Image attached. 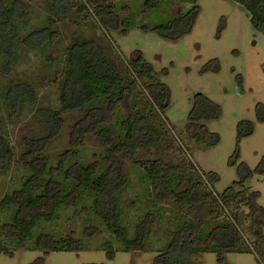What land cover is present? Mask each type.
Listing matches in <instances>:
<instances>
[{"label": "trees", "instance_id": "16d2710c", "mask_svg": "<svg viewBox=\"0 0 264 264\" xmlns=\"http://www.w3.org/2000/svg\"><path fill=\"white\" fill-rule=\"evenodd\" d=\"M248 12L253 26L264 32V0H235ZM55 19L49 24L33 28L23 34L22 27L30 16L29 5L24 0H0V59L3 67L12 70L18 61L19 50L26 45L40 51L51 47L59 34L58 21L72 18L79 4L96 18L104 30H119L126 18H122L112 0H51ZM195 4L188 12H180L172 21L154 29L164 38L178 40L194 28L200 14ZM125 31V30H124ZM109 46V45H108ZM108 46L95 39L81 37L67 48V55L59 81L61 108L54 110L38 107V116L47 127V133L35 138L25 137L22 159L31 174L22 186L0 200V215L9 211V220L1 225L0 253H10L3 240L25 246L34 237L33 229L41 221L57 219L62 208L74 207L88 196L90 204L84 208L102 219L106 228L122 242L125 251H145L146 242L153 232V225L162 219L159 202L173 200L174 203L200 209L206 202L225 212L224 219L207 228L204 219L190 217L189 213L169 230L168 243L160 249L153 264H195L194 260L205 252H216L219 260L227 253H256L264 260V207L258 203L259 192H252L246 182L254 173L264 175V157L256 169L245 162L238 166L239 180L224 193L213 189L219 179L217 173L202 174L193 161L188 165L168 163L162 159H138L140 150L158 147L165 139L162 130L172 126L165 116L170 105L169 87L157 82L152 65L144 61L138 52L132 62L116 61L108 53ZM215 63V64H214ZM219 60L208 63L204 70L218 71ZM137 85L142 86L143 104L138 100ZM4 101L10 111L21 110L25 103H35L38 95L31 85L9 84L4 92ZM259 116L264 118V105L259 104ZM80 110L82 115L74 124L71 133L73 148H80L90 137L105 148L101 159L83 164L80 161L66 166L73 149L61 158L59 167H52L45 153L46 147L59 134L63 123V111ZM120 110L125 117H115ZM221 106L203 93L195 96L189 114L186 131L194 139L212 146L219 141V134L211 132L205 121L218 119ZM239 140L254 132V122L239 123ZM71 147V148H72ZM70 148V149H71ZM69 155V156H68ZM237 150L232 163L236 164ZM14 148L0 134V174L7 172L14 161ZM127 161L142 164L145 175L144 193L149 192L146 212L136 224V235L129 238L127 229L121 225L123 215V193L129 186L126 171ZM193 169L197 178L191 182L187 173ZM53 170H57L54 173ZM58 175L60 177H58ZM166 200V201H165ZM45 254L58 250H78L79 240L73 235L61 237L54 232L38 234L32 245ZM108 258L114 257L111 244L107 248ZM34 264H45L40 257ZM100 264V263H83Z\"/></svg>", "mask_w": 264, "mask_h": 264}, {"label": "rangeland", "instance_id": "374dc122", "mask_svg": "<svg viewBox=\"0 0 264 264\" xmlns=\"http://www.w3.org/2000/svg\"><path fill=\"white\" fill-rule=\"evenodd\" d=\"M30 8V16L22 27L25 34L33 28L49 24L55 19L51 0H24ZM117 12L126 18L119 30H104L93 14L83 4L72 18L58 21L59 32L55 43L40 51L26 45L19 50L18 61L7 72L3 67L5 60L0 59V134L8 139L14 148V161L11 168L0 174V200L22 186L31 174L23 161L24 138H38L47 133V127L38 116V107L54 110L61 108L59 100V81L67 55L68 46L81 35L95 39L108 46L111 58L120 61L122 57L132 62L141 52L145 62L154 69L157 82L166 84L171 92L170 105L165 116L172 126L162 128L166 134L158 147L140 150L138 159H162L168 163L185 164L193 161L202 174L209 176L217 173L219 179L213 189L224 193L235 181L239 180L238 166L245 162L256 169L264 157V118H260L258 105H264V32L256 29L250 21L245 8L235 0H112ZM197 4L200 14L194 28L178 40L161 36L155 29L157 25L172 21L180 12H188ZM125 30V31H124ZM122 55H120V53ZM219 60L218 71L204 70L205 66ZM215 64V63H214ZM25 83L31 85L38 97L35 103H25L21 110L10 111L4 101V92L9 84ZM138 100L143 104L142 86L137 85ZM203 93L222 108L218 119L205 121L211 132L219 134V141L207 146L186 131L189 114L195 96ZM144 99V100H143ZM120 110L115 117L116 127L119 119L125 117ZM63 123L59 134L46 147L52 167H59L60 160L69 151L78 149L70 155L66 166L75 161L83 164L100 160L105 148L90 137L80 148H73L71 131L82 115L80 110L63 111ZM242 120L254 122V132L239 140V123ZM72 147V148H71ZM71 148V149H70ZM239 151L237 163L232 159ZM68 155V156H69ZM57 170H53L54 173ZM126 171L129 186L123 193V215L121 225L127 229L129 238L136 235V224L146 212L149 192L144 193L145 175L142 164L127 161ZM61 176V175H60ZM58 175V177H60ZM197 178L193 169L187 178ZM249 190L259 192L258 203L264 207V175L254 173L246 182ZM166 201V200H165ZM90 204L88 196L74 207L60 209L57 219L41 221L34 229V237L25 246L3 240L10 253H0V264H34L45 257V264H153L159 250L165 248L168 233L183 217L204 219L207 228L224 219L216 205L210 207L206 202L200 209L174 203L173 200L159 202L162 219L155 222L153 232L146 242L145 251H125L122 242L107 230L102 219L97 218L84 205ZM9 211L0 215L1 225L9 220ZM54 232L66 237L73 235L79 240L78 250H58L48 254L32 246L38 234ZM0 237L3 236L0 233ZM111 244L114 257L108 258L107 248ZM195 264H264L256 253H227L219 260L216 252H205L194 260Z\"/></svg>", "mask_w": 264, "mask_h": 264}]
</instances>
